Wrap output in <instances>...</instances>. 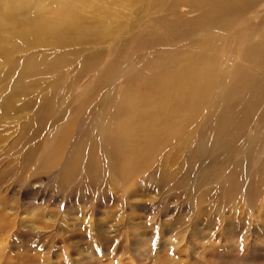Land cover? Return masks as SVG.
<instances>
[{"label":"rangeland","instance_id":"rangeland-1","mask_svg":"<svg viewBox=\"0 0 264 264\" xmlns=\"http://www.w3.org/2000/svg\"><path fill=\"white\" fill-rule=\"evenodd\" d=\"M59 1L0 0V19L37 27ZM62 1L96 21L84 43L28 32L1 46L0 111H12L0 115V264H264V12L244 25L245 7L204 14L225 0L175 15L151 0ZM187 54L204 64L198 97ZM183 79L169 108L160 97ZM127 96L124 148L98 140L99 168L79 181L44 168L57 118H81L66 143L74 161L93 124L121 120L111 111ZM113 154L141 165L120 175Z\"/></svg>","mask_w":264,"mask_h":264},{"label":"bare ground","instance_id":"bare-ground-1","mask_svg":"<svg viewBox=\"0 0 264 264\" xmlns=\"http://www.w3.org/2000/svg\"><path fill=\"white\" fill-rule=\"evenodd\" d=\"M14 1L15 0H12V2ZM21 1L23 3L26 2L24 4H29L30 2V0H21ZM217 1L218 0H151V3L153 10H160L163 7L164 9L170 11L173 15H175V13L178 12L176 11L177 9L181 10L180 12L193 13L198 9L212 5ZM259 1L260 0H225L219 2L218 4L220 5L216 4L214 6L205 8V10L203 11L204 14H212L216 10H221L223 8H228V10L229 9L235 10L245 7L246 9L249 10L248 16H250V18H245L244 20H240V22H242L245 25L249 19L251 20L252 17H256V16L260 17L262 15V12H264V0L261 2ZM159 3H161V6L159 5ZM47 4H46V8L51 12L50 13L51 15L50 14L48 15V19L45 20L46 23L40 24L37 27L34 26L36 22H31V20H29V22H24V20H22L23 22L13 23L10 22V19L7 20L0 19V31L3 32L2 35L0 36V51L3 42H6L8 39H11V37L13 39L18 35L23 36V34H25L27 36L28 32L34 34V36L38 40L36 41L37 44H39V41L43 42L42 40L43 38L44 42L45 41L50 42V44H47L48 46H53V47L55 46L54 44H58V42H64L65 46L66 45L70 46L71 44L76 46L78 43L77 40H79L80 43L81 41H83L84 43V40L89 36H91L90 33L87 32V29L88 27L89 28L94 27L96 21H92V20H86L87 22L79 21L77 17L74 16L76 15L75 13H79V12L75 11L69 13L67 11L66 1L63 2L61 0L59 2H55V4L52 3V5L50 6H48ZM182 5H185L186 7L183 6L181 8ZM41 19L43 18L41 17ZM200 19L201 18H195L192 20V22L199 23ZM160 31L162 32L159 34H164L163 29H160ZM44 42L42 44L45 45ZM59 45L62 46L61 48L65 47L62 44ZM4 49H9V47L4 46ZM58 49L59 48H57L56 50ZM241 49L245 50L246 46L243 45ZM191 56H192L191 54H187L183 62L185 65L186 63L188 65L189 68L188 73L190 78L192 77L194 80L193 86L196 91V96L198 97L199 84H201L202 82L204 83L205 80L204 72H203L204 64L201 63L202 59H198L197 57L193 58ZM54 58L57 59V61L67 63L65 57L59 52L55 54ZM33 61L34 60L30 59V62H28L29 64L24 65L26 70L25 73L31 71L34 68V65L32 64ZM185 81L186 80L183 79L181 83L176 84L173 88L170 87L168 88V90L166 89L163 95H161L160 97L162 103H165L169 108H171L179 100L183 99L184 96L182 95V93L184 90ZM164 83L165 82H163V84ZM23 93H27V91ZM19 96H21V94ZM71 96H73V94H71ZM15 97L16 95L14 96V98ZM129 97L130 96L121 98V101L120 99H118V101L120 102L116 106H114L115 107L114 110L111 111L112 115L119 114L121 120H116V122L112 121V124H108V125H103L102 123L93 124L94 133L88 135L83 141V144L85 143L84 145L82 144V147L84 149L82 148L81 152H79V149H77L76 155H69L70 157L73 156L78 157V159L75 157L74 161L72 159H68L69 157L68 156L66 157L65 155L66 148L68 145V144L66 145V143L67 141L69 143L70 140L73 138L75 133V125L77 123L79 124L81 118L78 116H70V115H67V117L66 116L62 117L60 119L57 118L56 123L60 124V126L63 125V127L61 131L56 130L57 133L54 132V135H51L50 137L48 136L50 139L44 142V146H47L46 149L47 152H45V155L42 157V159L44 160V168H46L48 171L50 170L51 172L58 171L62 173V175L64 173L66 174V176H68V179L72 177L78 180L77 178H80L81 176L85 177L86 179L87 177L91 176L93 169L94 168L98 169L100 163L98 156H92V153L97 151L98 149L97 147L98 140L100 142H103L101 143V147L104 149L105 152L106 151L110 152L112 149H117L120 151L122 148H124V146L127 143V137L129 136V134L125 128H127L128 125H132L134 123L132 118L133 113L128 118V114L131 111L133 105L132 100L128 99ZM9 109L5 111H0V115L9 116V114L12 111V109L10 110ZM55 111L58 112L57 109H55ZM22 113L23 112H19V117L21 119H25L26 122H28V120H31V115L27 114L28 115L27 116L28 120H27L26 112L23 115ZM229 113L233 117H235V115H237L238 113V108L236 107L233 101L229 107ZM99 114L104 115V112L102 111ZM18 140L20 142H23L20 137H18ZM91 140L92 142L90 143ZM102 156L103 158H105V153H103ZM110 163L112 167L116 166L118 170L115 171L123 176L133 175L134 169L135 168L138 169L141 165V164L135 165L136 161L134 160V158H130L129 156H126L124 157V160H121L120 157L117 156L116 154H113V158L111 159ZM55 174L57 175V173H54V175Z\"/></svg>","mask_w":264,"mask_h":264}]
</instances>
